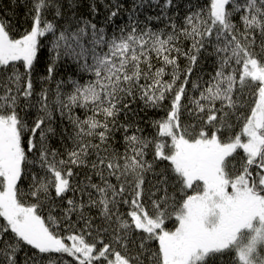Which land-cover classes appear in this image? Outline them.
I'll return each instance as SVG.
<instances>
[{
    "label": "snow or ice",
    "instance_id": "obj_1",
    "mask_svg": "<svg viewBox=\"0 0 264 264\" xmlns=\"http://www.w3.org/2000/svg\"><path fill=\"white\" fill-rule=\"evenodd\" d=\"M0 264H264V0L0 7Z\"/></svg>",
    "mask_w": 264,
    "mask_h": 264
},
{
    "label": "trees",
    "instance_id": "obj_2",
    "mask_svg": "<svg viewBox=\"0 0 264 264\" xmlns=\"http://www.w3.org/2000/svg\"><path fill=\"white\" fill-rule=\"evenodd\" d=\"M10 3V0H0V7H7ZM23 15V9L17 10V16L22 18Z\"/></svg>",
    "mask_w": 264,
    "mask_h": 264
}]
</instances>
